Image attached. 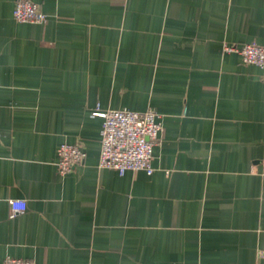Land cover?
Segmentation results:
<instances>
[{
  "label": "crops",
  "instance_id": "1",
  "mask_svg": "<svg viewBox=\"0 0 264 264\" xmlns=\"http://www.w3.org/2000/svg\"><path fill=\"white\" fill-rule=\"evenodd\" d=\"M0 0V264H264V0ZM232 46L234 50H228ZM157 112L154 172L99 166L103 117ZM86 159L61 173L58 149ZM10 199L28 207L13 213Z\"/></svg>",
  "mask_w": 264,
  "mask_h": 264
},
{
  "label": "built area",
  "instance_id": "2",
  "mask_svg": "<svg viewBox=\"0 0 264 264\" xmlns=\"http://www.w3.org/2000/svg\"><path fill=\"white\" fill-rule=\"evenodd\" d=\"M14 18L19 22L45 23L47 14L32 0H18L13 10ZM234 50L232 46H226ZM243 61L260 66L264 82V45L255 41L248 42L238 49ZM94 114L103 117L100 167L116 169L120 174L128 170L154 172V145L159 141L163 130L157 112L149 108L144 111L131 109L97 110ZM58 167L61 173L73 170L86 159L84 148L77 143L64 142L58 149ZM13 213L24 211L28 207L25 199H10ZM1 264H35L28 258L7 256Z\"/></svg>",
  "mask_w": 264,
  "mask_h": 264
}]
</instances>
